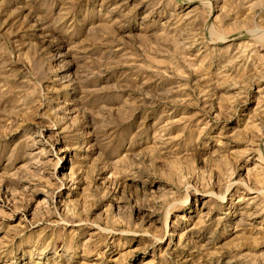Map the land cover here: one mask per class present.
I'll return each instance as SVG.
<instances>
[{
    "label": "rangeland",
    "instance_id": "rangeland-1",
    "mask_svg": "<svg viewBox=\"0 0 264 264\" xmlns=\"http://www.w3.org/2000/svg\"><path fill=\"white\" fill-rule=\"evenodd\" d=\"M264 0H0V264H264Z\"/></svg>",
    "mask_w": 264,
    "mask_h": 264
},
{
    "label": "bare ground",
    "instance_id": "bare-ground-1",
    "mask_svg": "<svg viewBox=\"0 0 264 264\" xmlns=\"http://www.w3.org/2000/svg\"><path fill=\"white\" fill-rule=\"evenodd\" d=\"M258 38H260L261 40L264 41V35H260V36H258Z\"/></svg>",
    "mask_w": 264,
    "mask_h": 264
}]
</instances>
